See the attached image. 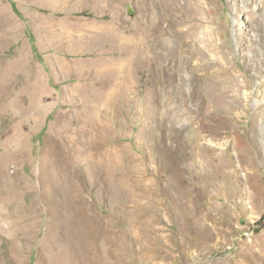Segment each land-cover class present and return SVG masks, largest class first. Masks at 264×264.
Wrapping results in <instances>:
<instances>
[{
  "label": "rangeland",
  "instance_id": "rangeland-1",
  "mask_svg": "<svg viewBox=\"0 0 264 264\" xmlns=\"http://www.w3.org/2000/svg\"><path fill=\"white\" fill-rule=\"evenodd\" d=\"M14 1L0 264H264V0Z\"/></svg>",
  "mask_w": 264,
  "mask_h": 264
},
{
  "label": "trees",
  "instance_id": "trees-1",
  "mask_svg": "<svg viewBox=\"0 0 264 264\" xmlns=\"http://www.w3.org/2000/svg\"><path fill=\"white\" fill-rule=\"evenodd\" d=\"M10 2H11V5H12L13 9H14L15 12L18 14V8H17V6H16L15 1H14V0H10ZM83 15H84V14H83Z\"/></svg>",
  "mask_w": 264,
  "mask_h": 264
},
{
  "label": "water",
  "instance_id": "water-1",
  "mask_svg": "<svg viewBox=\"0 0 264 264\" xmlns=\"http://www.w3.org/2000/svg\"><path fill=\"white\" fill-rule=\"evenodd\" d=\"M129 9H130V7H128V13H129L130 15H133V13H132Z\"/></svg>",
  "mask_w": 264,
  "mask_h": 264
}]
</instances>
